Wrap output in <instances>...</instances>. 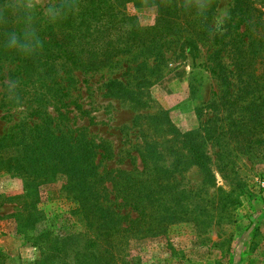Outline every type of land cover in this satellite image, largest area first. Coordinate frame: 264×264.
<instances>
[{"label":"rangeland","instance_id":"rangeland-1","mask_svg":"<svg viewBox=\"0 0 264 264\" xmlns=\"http://www.w3.org/2000/svg\"><path fill=\"white\" fill-rule=\"evenodd\" d=\"M62 1L40 0L15 29L42 28L57 14L49 5ZM26 7L0 0L5 264H101L87 261L86 215L136 218L117 193L131 186L132 198L150 205L152 196L154 213L110 251L111 264H264V0H216L183 16L206 24L205 44L189 54L183 38L164 37L167 60L155 72L154 58L138 67L143 56L89 73L46 61L45 50L40 61L14 60L11 17L19 16L3 13ZM124 11L137 22L129 27L157 22L156 6L130 2Z\"/></svg>","mask_w":264,"mask_h":264},{"label":"trees","instance_id":"trees-1","mask_svg":"<svg viewBox=\"0 0 264 264\" xmlns=\"http://www.w3.org/2000/svg\"><path fill=\"white\" fill-rule=\"evenodd\" d=\"M216 0H63L57 9L61 7L76 13L61 21L60 14L47 17L42 25L37 23L29 30L28 34H20L17 24L19 20L26 19L18 12V18L11 17V54L14 60H20L26 54L38 57L40 61L44 57L39 55L45 50L46 61L61 60V63L69 64L84 73L98 72L112 66L119 58L133 56L144 59L138 67L149 69L148 58H154V70L167 59L163 51L161 40L164 37L173 36L176 40L183 38L181 49L188 50L189 54L199 53L201 44H205L204 36L207 34L206 24L200 21L185 23L183 16L188 17L198 11H205L213 6ZM135 6H156L158 8L157 22L153 27L141 26L129 27L135 18L124 11L127 3ZM244 2V1H243ZM241 12L245 11L240 8ZM16 38V44L12 38ZM215 45H217L215 43ZM40 49V50H39ZM13 51V53H12ZM19 55V56H17ZM41 56V57H40ZM35 63V62H34ZM33 63V64H34ZM32 64V65H33ZM31 65V64H30ZM220 65V64H219ZM34 68V67H32ZM144 69V70H145ZM145 82H149L146 80ZM197 159H201L196 156ZM202 163L203 158H202ZM135 186L120 187L117 193H123V201L131 202L129 206L138 213V216L124 224V218L115 211L102 210V214L96 213L92 218L86 219L92 231V238H88L90 254L87 261H98L101 264H111L114 259L113 250L118 251L125 243L123 239L134 238L141 231V222L153 215L154 199L149 196V204L130 196V191ZM83 188L81 191H84ZM82 204V202L80 203ZM84 207V206H83ZM103 220V221H102ZM142 220V221H141ZM105 242H103V241ZM100 242L107 248L102 251ZM93 247V250H91ZM95 247V248H94ZM110 248V249H109ZM109 249V250H107ZM108 253L111 256H101L100 253ZM0 258L5 261L9 258L0 253Z\"/></svg>","mask_w":264,"mask_h":264},{"label":"clouds","instance_id":"clouds-1","mask_svg":"<svg viewBox=\"0 0 264 264\" xmlns=\"http://www.w3.org/2000/svg\"><path fill=\"white\" fill-rule=\"evenodd\" d=\"M23 2L27 5V7L25 9H12V8H10L3 14L4 15H11L14 11L15 12L23 11V12L28 14L27 15V22H30L32 17L35 15V13L37 11V5L40 4V0H23ZM77 4L79 6V0H77ZM46 12L49 15H51L53 13L60 14L61 21H63L64 19H66L67 17H69L71 15H75L76 14V13H72V12L66 10L63 7H61L60 9H57L53 5H49V7L47 8ZM12 42H13L14 45L16 44V38L15 37L12 38Z\"/></svg>","mask_w":264,"mask_h":264}]
</instances>
